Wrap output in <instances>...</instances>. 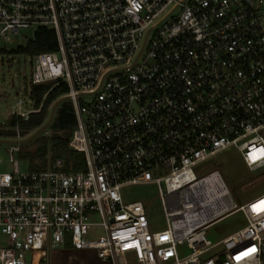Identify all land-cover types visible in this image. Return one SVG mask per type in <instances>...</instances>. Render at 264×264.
Here are the masks:
<instances>
[{
    "label": "built area",
    "instance_id": "1",
    "mask_svg": "<svg viewBox=\"0 0 264 264\" xmlns=\"http://www.w3.org/2000/svg\"><path fill=\"white\" fill-rule=\"evenodd\" d=\"M27 27L54 34L29 84L65 85L83 168L57 156L0 171V264H44L66 244L99 264H264V193L236 205L217 170H192L228 147L264 167V0H0V37ZM23 103L12 113L27 119ZM147 181L160 229L121 196ZM235 210L243 227L205 238Z\"/></svg>",
    "mask_w": 264,
    "mask_h": 264
},
{
    "label": "rangeland",
    "instance_id": "2",
    "mask_svg": "<svg viewBox=\"0 0 264 264\" xmlns=\"http://www.w3.org/2000/svg\"><path fill=\"white\" fill-rule=\"evenodd\" d=\"M33 28H21L16 34L8 38L0 37V171H8L11 168L12 159H17L20 170L35 169L34 165L39 164V158H25L24 154L33 150L37 142L36 137L40 135L49 136L52 134L50 128L51 120L38 133L27 139L37 129L30 131H20L17 126L9 127L6 123L13 114L15 102L22 98L25 109L33 112V102L28 97L30 91L29 78L31 73L30 58L34 53L27 52L13 53L9 51L18 45H24L28 39L33 37ZM63 97L57 96L48 106L45 119L39 126L44 125L50 115V110L55 102ZM49 157V155H47ZM192 170L197 176L205 174L211 170H217L230 193L232 201L236 205L243 204L258 195L264 193V167L249 169L234 147L224 148L213 155L192 166ZM150 176L155 174L150 173ZM123 201L140 200L147 206V218L150 229H160L165 225L161 203L158 197V187L155 182L147 181L126 185L121 188ZM245 217L241 210H235L218 221L212 223L205 229V238L211 243H217L226 236L234 233L245 225ZM69 249V248H68ZM222 249L221 244H217L208 254H213ZM47 250L44 264H99V259L89 250L65 251Z\"/></svg>",
    "mask_w": 264,
    "mask_h": 264
},
{
    "label": "trees",
    "instance_id": "3",
    "mask_svg": "<svg viewBox=\"0 0 264 264\" xmlns=\"http://www.w3.org/2000/svg\"><path fill=\"white\" fill-rule=\"evenodd\" d=\"M55 47V38L51 30L39 28L34 31L33 37L28 39L24 45H18L9 51L13 53L27 52L38 53L40 51L52 50ZM4 51L0 49V52ZM66 90L65 85H57L51 88V83L32 84L30 86L29 97L33 101V106L36 111L29 113L27 119L12 114L6 121L9 127L17 126L20 131H30L38 129L43 120L45 119L50 103L59 95H62ZM74 124V117L72 113L71 104L66 100H61L56 105L50 128L53 131L51 135L36 137V147L26 152L25 158L31 160L39 158L41 162L35 164V169L47 168L52 160L61 156L64 159V166L72 169H82V154L71 151L67 147V140L70 129ZM4 130H0V133ZM49 155V157L47 156ZM69 248V249H68ZM65 251L70 250V246L66 244Z\"/></svg>",
    "mask_w": 264,
    "mask_h": 264
},
{
    "label": "water",
    "instance_id": "4",
    "mask_svg": "<svg viewBox=\"0 0 264 264\" xmlns=\"http://www.w3.org/2000/svg\"><path fill=\"white\" fill-rule=\"evenodd\" d=\"M64 99H65V97H61V98H59V99L55 102V104L52 106V108H51V110H50V115H49V117H48L47 122H46L44 125H42L40 128H38V129H37L33 134H31L28 138H26V140H27V139H30L32 136H34L36 133H38L42 128H44V127L46 126V124L51 120V118H52V116H53V112H54V109H55L56 105L58 104L59 101L64 100Z\"/></svg>",
    "mask_w": 264,
    "mask_h": 264
}]
</instances>
